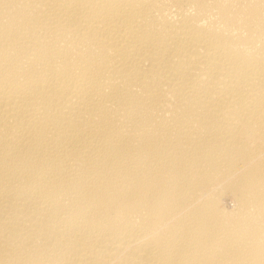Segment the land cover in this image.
Returning a JSON list of instances; mask_svg holds the SVG:
<instances>
[{"label": "bare ground", "instance_id": "1", "mask_svg": "<svg viewBox=\"0 0 264 264\" xmlns=\"http://www.w3.org/2000/svg\"><path fill=\"white\" fill-rule=\"evenodd\" d=\"M0 264H264V0H0Z\"/></svg>", "mask_w": 264, "mask_h": 264}]
</instances>
